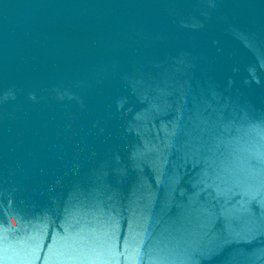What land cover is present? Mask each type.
Instances as JSON below:
<instances>
[{"label": "water", "instance_id": "obj_1", "mask_svg": "<svg viewBox=\"0 0 264 264\" xmlns=\"http://www.w3.org/2000/svg\"><path fill=\"white\" fill-rule=\"evenodd\" d=\"M0 264H264V0H0Z\"/></svg>", "mask_w": 264, "mask_h": 264}]
</instances>
